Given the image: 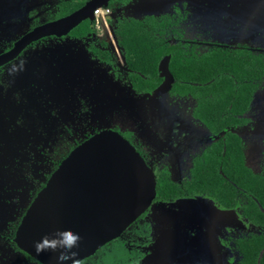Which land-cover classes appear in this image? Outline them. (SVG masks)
I'll return each instance as SVG.
<instances>
[{
    "label": "flooded vegetation",
    "instance_id": "1",
    "mask_svg": "<svg viewBox=\"0 0 264 264\" xmlns=\"http://www.w3.org/2000/svg\"><path fill=\"white\" fill-rule=\"evenodd\" d=\"M70 32L43 37L35 41L44 40L41 45L32 49L35 42L31 43L17 58L0 67V215L10 218L5 226L0 227V264H44L15 242L17 229L28 208L70 152L92 135L104 130L97 129V119L122 121L126 112L128 118L125 119L133 120L139 116L140 102L151 96H139L134 91L127 79L126 63L117 45L100 39L98 34L73 38L68 36ZM52 40L72 43L75 47L81 43L87 44L85 50H45ZM93 46L103 51L95 52L91 49ZM89 70L101 71V76L104 75L108 81L105 85L111 86L112 108L108 112L98 110L99 113H96L94 109L89 93L92 85L86 82L90 78L89 74L87 76ZM123 79L129 84L128 92L123 89ZM78 86L80 90H77ZM106 129L116 130L126 139V135L131 136L133 143L128 140L142 154L154 175L160 161L168 164L165 151L155 158L133 128L115 124ZM168 165L173 179L180 182L186 172H182L177 179L173 165ZM193 198L212 200L202 195L177 196L170 201H158L155 197L148 209L119 237L75 264H103V260L96 258L97 255L114 243H117L121 254L111 257L107 264H142L144 259L141 258L147 257L149 253L166 261L190 250L204 236L201 223L190 213H182L154 239L149 238L148 231L151 230L148 226L140 227L143 229L136 232L128 230L154 203L174 207L180 201ZM213 203L222 210L235 212V209H225L215 201ZM8 208L13 210L8 211ZM17 218L19 222L12 235L8 225ZM177 222V226L171 228ZM170 228L172 232L162 239L161 236ZM237 238L228 236L226 240H221L220 235H217V256L222 257L223 264H230L229 257L235 254L239 261L234 247ZM107 250L103 253L110 249Z\"/></svg>",
    "mask_w": 264,
    "mask_h": 264
},
{
    "label": "trees",
    "instance_id": "2",
    "mask_svg": "<svg viewBox=\"0 0 264 264\" xmlns=\"http://www.w3.org/2000/svg\"><path fill=\"white\" fill-rule=\"evenodd\" d=\"M88 1L56 0L54 14L46 22L72 13ZM131 1L112 0L106 7L116 10ZM186 18L183 4L172 14L118 18L117 22L109 19L134 91L139 96H154L163 82L161 64L170 57L173 83L167 93L192 102L194 119L213 135L192 158L180 182L173 179L169 165L160 161L155 169L156 200L202 195L222 208L239 211L260 231L234 240L238 264H264V169L255 171L248 165L246 143L237 132L249 123L248 114L264 81V53L245 46L189 40L182 25ZM97 34L96 20L87 19L68 36ZM43 41L35 42L32 49ZM14 43H4L3 51ZM91 49L103 51L98 46ZM18 222L19 218L8 225L12 235Z\"/></svg>",
    "mask_w": 264,
    "mask_h": 264
},
{
    "label": "rangeland",
    "instance_id": "3",
    "mask_svg": "<svg viewBox=\"0 0 264 264\" xmlns=\"http://www.w3.org/2000/svg\"><path fill=\"white\" fill-rule=\"evenodd\" d=\"M55 4L56 0H0V53L3 52L4 43L16 41L36 25L46 23L54 14ZM183 4H186L187 18L182 25L189 40L221 46H245L264 53V0H132L127 5L110 10L108 15L95 18L98 37L116 46L114 25L109 19L117 22L118 18L172 14L177 6L182 7ZM86 44L81 43L77 48L72 43L52 40L45 50H85ZM88 74L90 78L86 82L92 85L89 93L96 113L100 110L108 112L112 108L111 86L105 85L108 81L104 75L101 76V71L89 70ZM122 81L123 89L128 92L129 84L125 79ZM80 89L78 86L77 90ZM139 110V116L133 120L130 116V119H125L128 118L126 112L122 121L97 119V129L110 128L115 124L133 128L155 158L165 151V160L173 165L175 177L179 179L182 172H188L192 158L213 135L194 119L192 102L173 98L167 92L149 96L140 102ZM248 121L247 126L237 132L245 140L248 165L260 171L264 169V81L253 101ZM184 212L190 213L201 223L204 229L201 240L190 250L166 261L149 253L141 258L144 259L142 264H223L222 257L217 256V235L221 240H226L228 236L244 237L260 231L236 210H222L212 200L193 198L180 201L174 207L154 203L128 232L140 231L143 229L140 227L148 226L151 230L148 231L149 238H157ZM9 219L0 215V227L5 226ZM107 249H110L109 252L103 253ZM107 249L96 257L103 260V264L121 254L117 243ZM229 261L230 264H237V255L229 257Z\"/></svg>",
    "mask_w": 264,
    "mask_h": 264
},
{
    "label": "water",
    "instance_id": "4",
    "mask_svg": "<svg viewBox=\"0 0 264 264\" xmlns=\"http://www.w3.org/2000/svg\"><path fill=\"white\" fill-rule=\"evenodd\" d=\"M110 1L89 0L66 16L38 25L0 53V67L31 43L65 35L95 19L94 11ZM169 61L166 57L161 64L163 82L155 96L168 92L173 83ZM155 197L156 178L142 154L121 133L104 129L77 145L53 172L23 216L15 242L44 264H75L119 237ZM72 237L77 240L69 248L64 240Z\"/></svg>",
    "mask_w": 264,
    "mask_h": 264
},
{
    "label": "built area",
    "instance_id": "5",
    "mask_svg": "<svg viewBox=\"0 0 264 264\" xmlns=\"http://www.w3.org/2000/svg\"><path fill=\"white\" fill-rule=\"evenodd\" d=\"M110 13V9L107 7H100L94 11L95 18H98L100 16H105Z\"/></svg>",
    "mask_w": 264,
    "mask_h": 264
},
{
    "label": "clouds",
    "instance_id": "6",
    "mask_svg": "<svg viewBox=\"0 0 264 264\" xmlns=\"http://www.w3.org/2000/svg\"><path fill=\"white\" fill-rule=\"evenodd\" d=\"M76 240V237H72L71 240L65 239L64 243L70 248L75 244Z\"/></svg>",
    "mask_w": 264,
    "mask_h": 264
}]
</instances>
